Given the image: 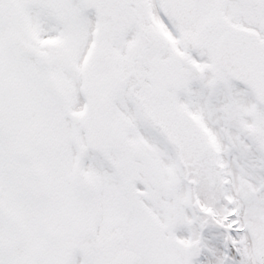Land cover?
I'll return each mask as SVG.
<instances>
[{"label": "snow or ice", "instance_id": "1", "mask_svg": "<svg viewBox=\"0 0 264 264\" xmlns=\"http://www.w3.org/2000/svg\"><path fill=\"white\" fill-rule=\"evenodd\" d=\"M0 264H264V0H0Z\"/></svg>", "mask_w": 264, "mask_h": 264}]
</instances>
